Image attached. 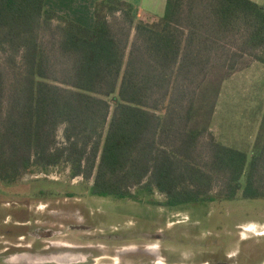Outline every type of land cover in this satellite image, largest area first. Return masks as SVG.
<instances>
[{
    "label": "trees",
    "instance_id": "trees-1",
    "mask_svg": "<svg viewBox=\"0 0 264 264\" xmlns=\"http://www.w3.org/2000/svg\"><path fill=\"white\" fill-rule=\"evenodd\" d=\"M94 14L90 28L0 0V182L62 166L97 196L264 199V120L247 148L212 133L239 59L264 64V5L167 0L160 16L98 0Z\"/></svg>",
    "mask_w": 264,
    "mask_h": 264
},
{
    "label": "rangeland",
    "instance_id": "rangeland-1",
    "mask_svg": "<svg viewBox=\"0 0 264 264\" xmlns=\"http://www.w3.org/2000/svg\"><path fill=\"white\" fill-rule=\"evenodd\" d=\"M239 62L223 84L212 133L247 148L264 120V64L246 55ZM91 184L62 166L0 182V264H62L17 257L65 249L82 258L63 264H264V199L165 206L157 190L119 198L94 195Z\"/></svg>",
    "mask_w": 264,
    "mask_h": 264
},
{
    "label": "crops",
    "instance_id": "crops-1",
    "mask_svg": "<svg viewBox=\"0 0 264 264\" xmlns=\"http://www.w3.org/2000/svg\"><path fill=\"white\" fill-rule=\"evenodd\" d=\"M98 0H45L46 5L66 17L87 27L95 25V4ZM141 11L164 15L167 0H127Z\"/></svg>",
    "mask_w": 264,
    "mask_h": 264
},
{
    "label": "water",
    "instance_id": "water-1",
    "mask_svg": "<svg viewBox=\"0 0 264 264\" xmlns=\"http://www.w3.org/2000/svg\"><path fill=\"white\" fill-rule=\"evenodd\" d=\"M73 255H78L80 256L79 258H82V255L81 253H74L72 250H69V249H65V251H63L62 253H57V252H51L49 254H38V255H35L34 257L33 256H30V254H27L25 256H22L21 258L20 257H17V259H25V260H28L29 258L32 259H38L36 261H42V262H45V261H59L58 263H66L68 262L70 259H75V257ZM73 256V257H71Z\"/></svg>",
    "mask_w": 264,
    "mask_h": 264
},
{
    "label": "bare ground",
    "instance_id": "bare-ground-1",
    "mask_svg": "<svg viewBox=\"0 0 264 264\" xmlns=\"http://www.w3.org/2000/svg\"><path fill=\"white\" fill-rule=\"evenodd\" d=\"M153 248V247H152ZM158 264H162L161 262H159Z\"/></svg>",
    "mask_w": 264,
    "mask_h": 264
},
{
    "label": "flooded vegetation",
    "instance_id": "flooded-vegetation-1",
    "mask_svg": "<svg viewBox=\"0 0 264 264\" xmlns=\"http://www.w3.org/2000/svg\"><path fill=\"white\" fill-rule=\"evenodd\" d=\"M226 263H227V262H226ZM223 264H225V262H224Z\"/></svg>",
    "mask_w": 264,
    "mask_h": 264
}]
</instances>
